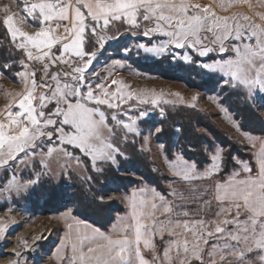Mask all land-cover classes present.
Here are the masks:
<instances>
[{
    "label": "rangeland",
    "instance_id": "1",
    "mask_svg": "<svg viewBox=\"0 0 264 264\" xmlns=\"http://www.w3.org/2000/svg\"><path fill=\"white\" fill-rule=\"evenodd\" d=\"M37 2L42 0H29V3ZM62 2L64 14L70 17L67 22L47 18L42 24L39 11L26 20L21 16L23 4L18 0H0V19L7 17L12 47L11 58L3 66L15 65L14 70L8 72L0 67V145H3L0 161L8 158L9 142L16 141L25 150L15 159L0 164V218L4 219L0 225H7L0 234V257L12 259L10 250L16 248L22 253L25 264H55L54 253L66 231L60 217L70 210V215L82 226L98 229L103 236L117 241L106 253L114 258L112 264H189V261L201 264L195 258L196 254L202 257L203 264H210L213 259L215 264H246L248 260L260 264L255 259L260 251L248 253L246 249L254 243L264 242V213L253 214L238 200L218 201L219 179L215 175L206 179L190 177L186 181L172 176L175 165L170 162H175L177 155L184 162L195 165V176L205 172L211 162L210 156L217 149L224 151V147L218 142L212 143L205 150L209 161L197 166L173 145L167 150V145L158 141L156 134L167 110L179 105L190 107L191 96L197 95L195 108L206 112L231 138L247 147L242 149L243 153L253 154L254 166L247 156L233 155L237 166L224 179L242 172L238 162L247 161L256 168V149L241 142L243 137L213 105L211 97H216L238 124L233 112L221 101L225 94L221 89L225 87L244 93L254 111L263 118L264 91L225 84V80H230L229 76L204 65L214 59L226 62L242 57H250L255 64L264 63V0H163L170 5L169 15L176 18L168 30L176 32L181 22H191L192 30L186 31L181 39L185 45L194 44L193 48L185 46L181 49L169 46L163 53L148 49L153 45L162 47L175 37L143 35L145 28L153 26L152 21L141 20L138 29L114 21L107 28L101 25L93 35L91 27L94 25L90 18L79 17L80 23H76L77 9L83 10V5L78 0ZM160 23L168 28L167 23ZM37 33L48 37L46 43L32 35ZM197 38L202 43L196 44ZM141 44L145 47L141 48ZM222 47L228 51L224 56L219 55ZM205 48H211L212 53L199 56L198 52ZM253 53L258 55L253 56ZM184 55H190L192 60L185 61ZM158 59L163 62L162 68L173 69H166L168 76L135 66L136 60ZM117 61L120 63H115ZM178 62L192 63L200 71L216 74L217 88L207 91L176 78L175 75L180 74ZM113 80H122L129 90L156 93L161 97L159 105L140 104L135 100L121 103L124 93L118 91L119 85H112ZM142 112L145 115L140 116ZM113 116L117 120H113ZM134 118L136 124L132 123ZM118 120L131 125L135 131L129 132ZM82 128H87V133ZM198 128L207 132L203 127ZM239 128L264 137V134ZM49 133L53 137L51 140ZM125 136L127 140H124ZM144 137L151 142L150 151L139 150ZM72 144H79L93 159L101 157V161H97L101 171L93 170L90 159L80 154L79 149L72 148ZM110 144L118 146L123 154L115 153ZM133 148L147 154L153 170L167 175L168 178L163 180L165 193L141 179L140 168L131 162L129 150ZM72 152L69 158L67 153ZM77 155L81 160L79 165L73 162ZM109 167L114 175L134 179L135 183L123 188L120 181L112 180L111 174L108 176L106 170ZM254 174L257 172L251 175ZM245 176L248 175L239 177ZM46 179L56 186L53 195L41 187ZM23 181L31 183L18 187ZM75 183L86 184V189L91 194L94 192L101 202L114 201L115 205H121V211L112 212L113 219L106 228L74 212L76 193L72 186ZM140 188L155 189L164 200H157L155 208L137 204L134 215L127 198ZM237 204L239 208L235 207ZM165 206L170 210L165 212ZM7 210L10 212L5 215ZM217 228H223V231L217 232ZM245 228L247 231L243 230ZM41 233V238L34 242L33 236ZM24 240L31 246L26 247ZM95 243L104 241L85 240L82 248L86 251ZM11 244L13 248L5 251ZM221 256L226 259L221 260ZM63 264H68L67 255Z\"/></svg>",
    "mask_w": 264,
    "mask_h": 264
},
{
    "label": "snow or ice",
    "instance_id": "2",
    "mask_svg": "<svg viewBox=\"0 0 264 264\" xmlns=\"http://www.w3.org/2000/svg\"><path fill=\"white\" fill-rule=\"evenodd\" d=\"M18 3L23 4V9L21 11V16L25 17L26 20L32 19L36 12L39 11L41 13V23H44V20L47 18L62 19L65 22L70 18L66 16L63 12V8L65 5L62 0H42V2L37 3H29V0H18ZM78 3L83 5V10L77 9V20L76 23L79 24V17H84L85 20L89 18L92 21L94 26L91 27V31L93 35L96 34L98 28L103 25L105 28L109 27L115 21L116 23H123L124 26L131 29H138L141 26V20L145 23L152 21L153 26L151 28H145L142 32L143 35L149 36V33L158 34L160 36H171L175 37L174 40H169L164 46L157 48L156 46H152L150 51H154L156 53H163L167 51L169 46H174L176 49H181L185 46L189 48H193L194 44L188 43L185 45L181 37L184 36L186 31L192 30V23H184L181 22L177 25V31L172 32L168 29L172 28L173 20L175 17L169 15L170 5L163 0H78ZM7 17L0 19V26L4 27V30L7 31ZM163 21L167 23L168 28H164V25L160 22ZM88 26V25H86ZM17 27H19V23H17ZM37 35V38L45 42L47 41V36ZM48 35H51L49 32ZM110 38V37H109ZM65 39H69V37H65ZM186 39V37H185ZM196 44L202 43L200 38H197L195 41ZM141 48H144L145 45L141 44ZM227 49L221 48L219 55L224 56L227 53ZM212 53L211 48H205L198 52L199 56H208ZM59 54V49H57V55ZM253 56H257V53H253ZM185 61H191L192 57L190 55H184ZM120 63V62H115ZM204 67L211 70H220L230 77V80H225V84L236 85L239 84L241 86H247L248 90H253L259 88L261 91H264V63L255 64L253 63L250 57H242L237 61H224L214 59L211 63L205 64ZM112 85H119L118 91L124 93L121 96V103L127 104L130 100H135L140 104H150V105H159L161 97L158 96L154 92H146V91H134L129 90V88L123 83V81L113 80ZM162 95V94H161ZM213 105L219 109V112L228 118L229 121L232 122L233 128L240 133V136L243 137L242 143H247L253 149H257L259 146V151L255 153L256 157V168L255 170L247 161L238 162L242 166V172L235 173V177H239L242 174L248 175V180H241L239 182L233 183L232 186L226 187L225 192L226 195L231 198H240L248 202L249 198H251L254 194L250 188L246 187L249 182L255 183V177L251 174L255 172H259L262 177H264V137L255 136L251 133L243 132L239 128L238 124L232 119V116L229 114L228 110L222 106L216 97H211ZM198 101L197 95L191 96V104L189 105L192 108L196 107V103ZM164 103H169V101H164ZM113 106V105H110ZM19 107V105H17ZM163 112V109H161ZM145 115L144 112L141 113L140 116ZM113 120H117L116 116L112 117ZM119 124H122L124 127L129 129V132H134L135 129L131 128V125L125 124L124 121L118 120ZM132 123L136 124V119H132ZM84 133H87V128H82ZM111 131V130H110ZM160 131V129H157ZM199 131L203 132V129H199ZM50 140L53 139L52 134L49 133ZM127 136L124 137V140H127ZM72 148L79 149L80 154L86 156L90 159L92 164V169L99 172L101 168L97 166V161H101V157H96L95 159L91 158L87 151L82 148L79 144L70 145ZM151 142L148 137H144L142 143L139 146V150L144 152L150 151ZM109 147L113 148L115 153H121V150L118 146L110 144ZM3 148V145H0V149ZM8 148V158L0 161V164L7 163L8 160L15 159L21 153H24L25 150L22 147H19L16 141L9 142L7 145ZM161 149L162 146H159ZM35 156V153H32ZM72 153H67V156L71 158ZM223 151L221 149H217L214 154L210 156V165L207 170L201 174L193 175L195 172V165L184 162L180 156H176L175 162H170V164H174L175 168H172V176L178 177L180 180H188L190 177L193 179L209 178L212 175L218 174L222 169L223 164ZM114 158H109V160H113ZM167 160L166 157H164ZM42 166H45V162L41 160ZM76 165L81 163L80 157L77 155L75 160L73 161ZM67 167V165H65ZM69 168L68 170H70ZM235 177H230V182L235 179ZM31 183V181H23L22 185H18V187H23L26 184ZM261 187H264V183L261 184ZM175 191V189H173ZM171 194V193H170ZM109 199H112L109 197ZM129 201V207L133 209V214L136 215V207L137 204L143 206L145 204L151 205L152 208L156 207V201H163L164 196H162L155 189L148 188H140L134 190L131 197L127 198ZM261 200L264 201V195L261 196ZM236 208H239L240 205H235ZM170 209L165 206L164 211L167 212ZM10 210L5 212V215L8 214ZM229 215H231V211L229 210ZM239 212H237V218H239ZM60 219L64 221V226L66 228L65 235L61 239L59 246L56 248L54 253L55 264H63L64 258L68 256V264H112V260L114 258L108 257L106 253L110 251L111 246L117 241L113 240L111 237H105L102 233L99 232L98 229H92L89 226H82L79 221L75 220L70 215V210L61 215ZM4 219L0 218V222H3ZM12 223L15 221L12 220ZM6 224L0 225V234H3L6 228ZM217 232L223 231V228H217ZM247 231V229H243ZM41 234L33 236V241L36 242L41 238ZM211 235V233H209ZM102 239L104 243H95L92 246L88 247L87 250H83L82 245L85 240H98ZM233 239H238L237 236H233ZM24 245L26 247H30L28 245L27 240H24ZM208 241H205L207 244ZM255 250L260 251V255L255 259L260 262V264H264V242H257L247 247L246 251L248 253H252ZM187 251V248L185 249ZM203 251V249H200ZM13 254L12 259L9 260V264H25L24 259L22 258V253L18 251L16 248L10 250ZM238 256L243 255V253H237ZM4 257H0L3 259ZM197 260L201 261L203 264L202 257L198 254L195 255ZM221 260L226 259V256H221ZM189 264L191 262L189 261ZM210 264H215V260H210ZM246 264H254L253 260H248Z\"/></svg>",
    "mask_w": 264,
    "mask_h": 264
},
{
    "label": "trees",
    "instance_id": "3",
    "mask_svg": "<svg viewBox=\"0 0 264 264\" xmlns=\"http://www.w3.org/2000/svg\"><path fill=\"white\" fill-rule=\"evenodd\" d=\"M11 49L8 32L4 30L3 26H0V67L4 72L13 71L15 68V65L9 68L3 66V63L11 58L9 55ZM162 63L160 59L146 62L136 60L135 66L142 70L155 71L168 76L169 73L166 72V69L171 68H162ZM178 63L177 66L180 68V74L175 75L176 78H180L188 85L196 86L199 89L207 91H213L217 88L219 79L216 74L200 71L192 63ZM224 88L221 89L225 92L221 101L233 112L239 126L243 130L252 133L264 134V118L254 111L252 103L245 99L244 93L239 90H226ZM160 124L161 129L157 132L156 139L167 145V150L173 145L184 157L193 160L197 166H202L209 161L205 151L206 148H209L214 142L220 143L224 147V151L222 156V169L215 175L219 180L224 179L237 166V163L232 159V156L235 154L240 157L247 156L254 166L253 154L242 152V149L247 147L240 145L235 139L231 138L202 110L184 105L174 106L172 109L167 110ZM176 127L178 131H176ZM198 127H203L211 136L205 131H199L200 128ZM129 151L132 158L131 162L140 168L138 169V173L141 175V179L165 193L166 188L163 180L168 178L167 175L151 168L147 154L140 153L134 148ZM108 169L106 170L108 171V176L111 174L110 177L112 180L116 182L120 181L123 188L126 185L135 183L134 179L130 180L122 176L114 175L115 173L112 168L109 167ZM94 177L96 176L92 175V178ZM124 179L125 182L123 183ZM42 186L50 195H53L56 191V186L47 179L42 182ZM72 187L76 193L74 212L83 219H87L101 228H106L111 222L113 219V211L122 210L121 205H115L114 201L101 202L97 200L94 192L91 194L86 189V184L75 183ZM92 191H95V189H92Z\"/></svg>",
    "mask_w": 264,
    "mask_h": 264
},
{
    "label": "crops",
    "instance_id": "4",
    "mask_svg": "<svg viewBox=\"0 0 264 264\" xmlns=\"http://www.w3.org/2000/svg\"><path fill=\"white\" fill-rule=\"evenodd\" d=\"M258 151H259V146L255 150V153ZM252 176L255 177V183L249 182L246 185V187L250 188L254 195L251 198H249L247 203H245L243 199L240 198L233 199L230 196L226 195L225 189L226 187L232 186L233 183L239 182L241 180H248V176L235 177L230 175L224 180H218V194H216L218 201L238 200L242 202L246 206V208L249 209L253 214L257 215L264 213V201L261 200V196L264 195V187H261V184L264 183V177H262L259 172H257V174H254ZM230 177H235V179L230 182L229 180Z\"/></svg>",
    "mask_w": 264,
    "mask_h": 264
},
{
    "label": "bare ground",
    "instance_id": "5",
    "mask_svg": "<svg viewBox=\"0 0 264 264\" xmlns=\"http://www.w3.org/2000/svg\"><path fill=\"white\" fill-rule=\"evenodd\" d=\"M13 213V212H12ZM35 232V231H34ZM33 232V233H34ZM13 244H11L10 246L6 247L5 251L9 249V247L13 248ZM0 264H9V258L6 257V258H3V259H0Z\"/></svg>",
    "mask_w": 264,
    "mask_h": 264
}]
</instances>
